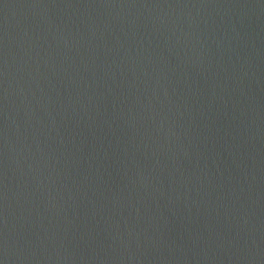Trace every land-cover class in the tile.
<instances>
[{
	"label": "water",
	"instance_id": "1",
	"mask_svg": "<svg viewBox=\"0 0 264 264\" xmlns=\"http://www.w3.org/2000/svg\"><path fill=\"white\" fill-rule=\"evenodd\" d=\"M0 264H264V0H0Z\"/></svg>",
	"mask_w": 264,
	"mask_h": 264
}]
</instances>
